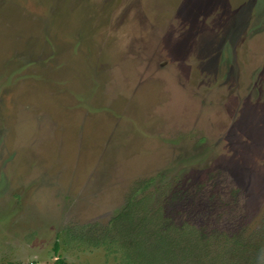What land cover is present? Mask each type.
<instances>
[{
	"label": "rangeland",
	"instance_id": "rangeland-1",
	"mask_svg": "<svg viewBox=\"0 0 264 264\" xmlns=\"http://www.w3.org/2000/svg\"><path fill=\"white\" fill-rule=\"evenodd\" d=\"M59 259L264 264V0H0V264Z\"/></svg>",
	"mask_w": 264,
	"mask_h": 264
},
{
	"label": "trees",
	"instance_id": "trees-1",
	"mask_svg": "<svg viewBox=\"0 0 264 264\" xmlns=\"http://www.w3.org/2000/svg\"><path fill=\"white\" fill-rule=\"evenodd\" d=\"M56 250H57V248H56ZM56 264H67L64 260H61V259H59L57 262H56Z\"/></svg>",
	"mask_w": 264,
	"mask_h": 264
}]
</instances>
